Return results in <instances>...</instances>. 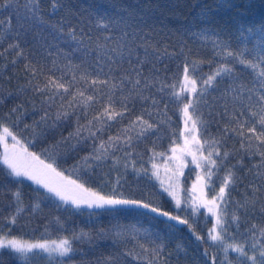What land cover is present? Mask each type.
Instances as JSON below:
<instances>
[{
	"label": "trees",
	"instance_id": "obj_1",
	"mask_svg": "<svg viewBox=\"0 0 264 264\" xmlns=\"http://www.w3.org/2000/svg\"><path fill=\"white\" fill-rule=\"evenodd\" d=\"M25 2L26 0H19L21 4ZM62 2L64 8L58 14L52 11L51 0H41V10L50 23L63 28V39H57L55 34L49 31H38V34H33L34 39L29 37L27 44L21 40L22 56L17 54L18 49L9 47V44L16 42L7 36L12 29L0 24V32L5 34V38L0 39V132L4 127L9 128L29 152H36L46 163H53L55 160L58 171L70 179L83 183L86 188L111 195L116 177L121 176L122 186L115 195L119 196L122 193L124 198L143 199L162 211L187 219L195 233L204 237V240H197L188 225L168 220L148 209L125 206L116 209H89L85 206L76 208L72 204H65L43 186L24 177L9 176L7 166L2 163L0 183H6L13 190L20 188L25 211L17 216L15 225H9L7 218L16 212V207L9 193L0 194V228L4 229V234L8 238L27 242L45 240L59 242L65 238L72 240L73 235L78 234L81 229L91 232L93 236L91 242L72 240L74 249L79 251L68 257H57L62 264H81L82 261L84 264H149L150 260H154V264H160V260L168 258L169 254L171 264H176L177 245H181L187 253V256L184 253L179 254L180 264H205L208 260L203 256L205 248L210 254L216 255L219 264L224 253L219 245L208 239L209 230L214 228V222L205 212H197L191 205L189 197L191 181L184 182V203L177 207L152 177V165L158 158L180 145L183 138L184 103L181 101L188 102L189 96L183 92L178 98L174 93H180V86L182 83L184 85L185 63L189 65L190 78L197 80L198 92L192 101L201 99V103L191 108L190 113L194 119L197 114L202 113L201 120L209 122L207 126L203 123L197 124L204 150L209 153L213 147L205 141L219 139L224 135V125L230 121V116L223 114L224 100L214 85L207 87L203 80L212 74L219 64L230 63L231 58L225 61L227 50L220 55L216 54L212 46L215 36L205 40L193 33H199L205 28L219 31L225 40L231 39V50L235 51L240 47L237 36L242 27L259 30L264 26V0H62ZM112 3L126 7L127 12L111 9L109 5ZM205 9L209 12L207 18L200 15ZM98 12H114V20H119L120 16H123L127 25L121 26L129 32L133 29H143L145 32L154 30L150 42L167 45L170 52L176 53L168 61L169 73L166 78L167 83L175 84L176 87H165L162 92L153 89L157 100L155 106L151 101L146 103L137 101L135 108L130 106L128 111H123L117 94L111 103L115 111H122L123 114L110 120L102 115L110 103L107 98L108 88L99 84L92 85L90 80L79 79L86 69L91 76H95L96 73L88 63H81L79 52H72L76 41L66 33L74 28L77 38H82V44L90 48H95L98 42H103L105 36H119L118 32H104L97 25L95 16ZM9 15L10 12L3 7L0 0V20L15 25V18L9 21ZM67 53L72 55L67 57ZM77 64L81 66L74 67ZM30 68L35 70V75ZM236 68L246 80L251 79L253 73L250 69L242 65H236ZM73 75L77 79L73 80ZM100 78L106 77L101 74ZM50 79L68 86L67 93H64L63 89L59 90L64 96L63 101L57 96L55 101L46 102L52 93H40L35 90L37 84L43 86ZM221 79L217 77V81ZM205 87L207 91L203 92V97H199V93ZM79 92H83L84 96L81 97ZM73 94H76L75 100L72 99ZM88 96H93L94 99L88 101ZM145 107L148 108V112L143 111ZM228 107L229 112L235 111L231 104ZM13 108L17 111L12 112ZM62 112H68V117L56 120L57 113ZM44 113H47V120L40 122V117ZM246 115L250 117V114ZM138 116L153 124V128L142 136L139 134L144 125L142 120L137 121ZM133 121H136L135 125ZM53 124L55 127H52ZM78 127L81 129L80 135L78 137L70 135L74 134ZM41 133L46 139L33 143ZM90 133L95 135L92 136ZM85 137L87 139H84ZM129 137L132 138L131 141H128ZM240 140L241 137L229 131L227 137L216 145L221 155L216 156L213 152V159L217 161L218 167L212 171L209 190L211 198L218 195L228 167L235 164L233 157L243 155ZM102 142L108 149L107 153H104L106 158L93 162L97 166L93 169L94 174L90 175L81 167L82 158L99 149ZM128 143L132 147H128ZM44 149H48L49 152L45 153ZM99 150L103 152V149ZM225 151L231 153L227 159L223 158ZM258 160V156L249 159L244 155L246 167H251L252 163ZM133 161L136 169H147V172L138 174L134 171ZM125 164L128 165L126 171ZM239 174L244 178L243 183L236 186L234 191L232 185H229L225 195L227 206L224 203L222 205V211L225 213L222 215V220L225 221L223 228L227 231H223L221 226L219 231L224 236L225 244L241 241L244 229L253 222L264 225V215L245 214L239 209L238 202H243L244 193L249 191L247 186L251 181V176L245 174L243 169ZM124 177L127 183L124 182ZM190 178L192 179V176ZM106 180L112 183L106 185ZM36 204L40 206L37 208ZM233 215L240 216V220H234ZM167 225L175 227L170 230ZM117 230L120 232L119 237L114 235ZM148 233L152 236L149 237ZM141 245L144 247L141 248ZM158 245H163V251L160 260H155L152 249ZM128 252H132L133 255H128ZM137 255L138 258L134 259L133 257ZM229 256L234 259L237 253L229 249ZM46 257L47 255L41 253L32 264H49ZM3 260L4 264H26L21 254L10 249L3 250ZM52 264H55V261Z\"/></svg>",
	"mask_w": 264,
	"mask_h": 264
},
{
	"label": "snow or ice",
	"instance_id": "obj_2",
	"mask_svg": "<svg viewBox=\"0 0 264 264\" xmlns=\"http://www.w3.org/2000/svg\"><path fill=\"white\" fill-rule=\"evenodd\" d=\"M3 7L8 9L10 15L8 20L11 21L15 18V25L6 24L4 20H0V24H5L6 28L10 27L12 30L7 33L9 38H12L16 42L9 44L10 48L18 49V55H23V50L20 48L21 40L27 44L29 37L33 39V34L39 32L49 31L54 33L57 39H63V28H58L56 25L50 23L45 18V13L41 10V0H26L25 3H19V0H2ZM52 11L57 14L63 10L64 4L62 0H51ZM109 7L113 10L119 9L120 11L127 12V8L112 3ZM114 12H98L96 13L97 25L104 30V32H118L119 36H105L103 42H98L95 48H90L88 45L82 44V38H77L75 35V29L71 28L66 35L71 37L73 41H76V46L72 49V52H79L81 63H88L92 70L96 73L95 76L88 74L87 69L81 74L79 79L91 81L92 85H103L108 88L107 98L109 100L108 107L105 108L102 115L107 116L108 119L114 120L117 116L123 114V112H117L113 108L111 101L113 97L119 94V100L123 106V111H128L131 108H135L137 101L146 103L151 101V104L155 106L157 100L153 94V89L158 92H162L165 87L175 88V84L167 83V75L169 73L168 61L171 60L175 52H170L167 45H161L159 42L151 43L152 32L149 30L145 32L143 29H133L131 32L126 31L121 25H127V21L123 16H120L119 20L113 19ZM201 16L207 18L209 15L208 10H202ZM198 35L201 39H211L213 49L217 55L221 52L226 51L224 57L225 61L231 58L230 63L224 62L219 64L212 74H209L206 79L203 80V84L207 87L215 86L219 90L220 97L224 100L223 114L230 116L229 124L224 125L223 133L219 139L213 138L205 143L213 145L209 151L208 156L201 155L198 159L196 154L187 149V154L192 156V163L197 167H201L200 160L206 161L209 167V171L206 175L211 178L213 172L211 168L218 167L217 161L212 158L213 152L216 156H220L221 152L216 145L220 144L231 131L237 136L241 137L240 149L243 155L233 157L235 164L228 167L227 175L222 181V186L219 189L218 196H214L211 200H201V206L207 207L208 211L216 216V224L223 228L225 221L221 219L224 215L220 208V203L217 200L224 203L227 206L228 201L225 200L226 189L229 185H232L233 191L236 186L243 183V176L239 174L240 170L243 169L245 174L251 176V181L248 184L249 191L244 193L243 202L239 204V209H242L245 214H260L264 215V26L259 30H253L251 28H241L237 36V41L240 45L235 51L231 50V39L225 40L219 31L211 28L202 29L199 33H193ZM5 38V34L0 32V39ZM91 39V37H89ZM99 41V37L97 38ZM190 49L188 52L190 53ZM184 52V49H181ZM51 55V53H49ZM72 53H67L66 56L70 57ZM90 58V59H89ZM15 63V61H13ZM69 63L71 60L69 59ZM231 65V66H230ZM236 65H242L252 71L253 75L251 79H245L243 74L236 68ZM81 65L77 64L74 67L79 68ZM107 69V70H106ZM33 75L35 70L30 68ZM189 65L184 64L183 67V81L190 83L191 87L185 88L183 83L181 84V92L174 93L178 98L181 93L187 91L197 95V80L190 78L188 75ZM101 74L106 77L101 79ZM217 77L222 79L217 81ZM223 77H227L225 80ZM77 79L73 75V80ZM207 87L199 93V97H203V92L207 91ZM63 89L64 93L69 91L68 86L58 80L50 79L46 81L43 86L36 85L35 90L40 93L51 92L52 94L47 97L46 102H53L59 96L60 100H64V96L60 94L59 90ZM73 94L72 99L75 100ZM81 97L84 96L83 92H79ZM93 96H88L87 100H93ZM183 114L185 117L186 131L195 133L197 131V124L203 123L206 126L208 121H202L199 109L196 118L189 113V108H194L196 105L201 103V99L197 98L195 102L188 101L183 102ZM71 104V101L69 102ZM207 103V101H204ZM231 104L235 111L229 112L228 105ZM112 109L111 111H109ZM17 109L13 108L12 112H16ZM144 112H148V108H143ZM250 114V117L246 115ZM68 112L57 113L56 120L67 118ZM99 119V117H97ZM47 113H44L40 117V122H46ZM142 120V117L138 116L137 121ZM191 121V128H188V122ZM91 123V122H89ZM136 121H133L135 125ZM144 125L142 132L139 135H144L148 130L153 128V124L149 123L148 120H142ZM25 127H28L25 125ZM55 127V124L52 125ZM81 129L78 127L74 134L79 136ZM207 131V127H205ZM250 133L251 135H248ZM94 136V133H90ZM11 137L13 143L9 145L8 138ZM46 139V136L41 133L37 135V139L33 141L42 142ZM84 139H87L85 137ZM131 137L128 141H131ZM192 141L198 146V150L203 149V144L192 136ZM79 143V141H77ZM127 143V142H126ZM0 144L4 146V152L2 154L3 163L7 166L8 175L12 177H27L29 180L34 181L38 185H42L50 193L55 194L65 204L71 203L76 208L86 206L89 209H116L120 206L125 207H136L148 209L153 213L166 217L168 220L177 221L180 224L188 225L192 229V225L189 224L187 219H181L179 215H172L167 211H162L160 208L153 206L149 202H145L143 199L124 198L121 193L119 196L115 195L119 187H121V176H117L115 184L112 186L111 195L104 194L102 191H95L91 188H86L83 183H79L77 180L70 179L64 176L63 172L58 171L55 166V160L53 163H46L40 158L36 152H29L27 147L22 145L17 139L16 135L7 127H4L0 132ZM188 144V138L185 137V145ZM128 147H132L128 143ZM99 149H103L101 152ZM99 149H95L93 153L82 158L81 167L85 172L90 175L94 174L93 169L97 166L94 161H102L105 159L104 153H107L108 149L102 142ZM48 153V149L43 150ZM171 151L176 153L177 149L172 148ZM131 155V153H127ZM231 155L230 152L225 151L223 158L227 159ZM244 155L248 156L249 159L252 157H259L258 161L252 163L251 167H246L244 162ZM169 159H175L178 161L177 168L186 167L187 164L183 159V156H171ZM125 171L128 165L125 164ZM133 170L138 174L140 172H147V169H136L135 162H132ZM227 167V166H226ZM153 169H157L158 166L153 163ZM236 171H233V169ZM75 170V169H74ZM153 176L159 178V172L153 171ZM180 175H183L180 172ZM124 182L127 183L126 177L123 178ZM198 180H203L204 177L198 176ZM111 181L106 180L105 184H111ZM164 181H161V185ZM195 189V186H193ZM164 191L175 197V192L171 191V186L165 187ZM203 194V189H201ZM9 193L12 197L13 203L16 207V212L7 218L9 225H15L17 223V216L25 211V205L23 203V194L20 188L15 190L11 189L6 183H0V194ZM151 195V193L149 194ZM177 206L180 205V200L176 199ZM40 205L36 204L38 208ZM96 215V213H92ZM234 220H240V216L233 215ZM59 219V218H57ZM171 230L175 225H167ZM193 234L196 235V239L203 241L204 237L195 233V229H192ZM223 231H227L223 228ZM114 235L120 236L119 230ZM149 237L151 233L147 234ZM243 239L239 242H230L225 244L224 236L222 232L213 228L209 230L208 239L216 243L222 249L224 255L220 260L219 264H264V225L253 222L249 227L244 229L242 233ZM93 239L91 232H85L83 229L78 234H74L72 240H83L91 242ZM72 240L67 238L57 241H36L27 242L21 241L16 238H8L4 234V229L0 228V264H4L3 250L10 249L15 253L21 254L26 261V264H32V261L41 256V253L47 254L49 264L55 261V264H62L57 257L63 258L68 257L70 254L78 249H74ZM141 248L144 246L141 245ZM229 249L232 252L237 253V256L233 259L229 256ZM163 251V245H158L152 249L155 260H160V254ZM180 253H184L187 256L185 249L181 245H177L176 252V264H180ZM31 254V255H30ZM128 255H133L132 252H128ZM203 256L207 257L208 260L205 264H217L216 255L210 254L208 249L205 248ZM138 258L137 256L133 257ZM81 264H84L82 261ZM149 264H154V260H150ZM160 264H171V254L169 257L160 260Z\"/></svg>",
	"mask_w": 264,
	"mask_h": 264
},
{
	"label": "rangeland",
	"instance_id": "obj_3",
	"mask_svg": "<svg viewBox=\"0 0 264 264\" xmlns=\"http://www.w3.org/2000/svg\"><path fill=\"white\" fill-rule=\"evenodd\" d=\"M184 87L188 88L191 87L190 83L184 81ZM184 94L189 96V101L193 100L194 95L190 92L185 91ZM189 108V113H190ZM191 114V113H190ZM183 123H184V134L181 141V144L174 147L177 149L176 153H173L171 150L161 156L157 159L155 164L158 166L157 169L152 168L153 171L159 172V178L157 179L155 176L152 175V177L156 180V182L161 187V190L176 204V199L178 198L180 200V205L177 207H181L184 203V182L186 181L188 183V180L190 182V191H189V197H190V203L193 206V208L197 212H205L214 222V227L217 228V230L220 229V226L216 224V216L208 211L207 207L201 206V200H211L209 190L211 186V178H209L206 173L209 171V167L204 160H200L201 167H197L194 163H192V156L187 154V149H191L192 152H194L199 159L201 155L208 156V153L204 150H198V146L192 141V136L195 135L196 138L200 141L199 138V131H198V125H197V131L195 133L191 131H186L185 126V117L183 114ZM188 128H191V121L188 122L187 125ZM2 132V131H1ZM185 137L188 138V144L185 145ZM8 143L11 145L13 143L11 137L8 138ZM201 143V141H200ZM4 152V146L3 144H0V163H3L2 154ZM183 156L184 161L186 162L187 166L182 168H177L178 161L175 159H169L171 156ZM213 158V156H212ZM5 165V164H4ZM6 166V165H5ZM211 171H213V168H211ZM180 172L183 173V175H180ZM188 175V176H187ZM192 176V179L190 177ZM202 176L204 177L203 180H198L197 177ZM28 179L27 177H24ZM32 181V180H31ZM161 181H164V184L161 185ZM34 182V181H33ZM35 183V182H34ZM38 185V184H37ZM42 187V185H39ZM171 186V191L175 192V197L172 195H169V193L164 191L165 187ZM193 186H195V189H193ZM44 188V187H43ZM45 189V188H44ZM201 189H203V194L201 192ZM53 194V193H52ZM219 194V193H218ZM55 195V194H53ZM56 196V195H55ZM218 196V195H217ZM57 197V196H56ZM59 198V197H57ZM217 203H220V208L222 210L223 203L217 200ZM67 204H71L70 202ZM86 207V206H85ZM222 219V216H221ZM47 255L46 253H42Z\"/></svg>",
	"mask_w": 264,
	"mask_h": 264
}]
</instances>
